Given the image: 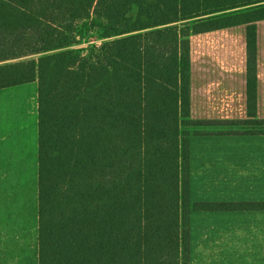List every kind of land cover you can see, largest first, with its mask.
<instances>
[{"label":"trees","instance_id":"1","mask_svg":"<svg viewBox=\"0 0 264 264\" xmlns=\"http://www.w3.org/2000/svg\"><path fill=\"white\" fill-rule=\"evenodd\" d=\"M260 19L264 0H0V90L39 86V264H190L192 212L224 205L191 197L207 123L191 117L189 37ZM256 99L250 74V117L221 121L251 125Z\"/></svg>","mask_w":264,"mask_h":264},{"label":"crops","instance_id":"2","mask_svg":"<svg viewBox=\"0 0 264 264\" xmlns=\"http://www.w3.org/2000/svg\"><path fill=\"white\" fill-rule=\"evenodd\" d=\"M250 25L256 27L254 52H250L248 46ZM189 40L192 119H248V86L252 74L257 95L254 119L264 120V19L207 32H192ZM6 89L0 90V100ZM6 141L0 133V174H4L10 156ZM190 166L193 201H207L195 199L198 192L212 202L224 205L215 210L218 215L240 208L264 209V133L192 132ZM243 201L263 204H239ZM0 251L4 259L8 250L3 244ZM215 264L236 263L220 258Z\"/></svg>","mask_w":264,"mask_h":264},{"label":"rangeland","instance_id":"3","mask_svg":"<svg viewBox=\"0 0 264 264\" xmlns=\"http://www.w3.org/2000/svg\"><path fill=\"white\" fill-rule=\"evenodd\" d=\"M68 28L67 24L61 25L60 34H68ZM101 44V39L90 38L74 49L81 48L88 54V49ZM27 84L7 88L0 100V133L7 140L10 155L4 174H0V245L8 250L4 259L0 251V264H38L39 86L37 81ZM205 123L192 132L264 131V122L258 120L249 126H233L221 120ZM194 198L207 200L192 199L194 203H215L198 192ZM243 203L263 204L239 202ZM190 230V264H215L220 258L236 264H263L264 209L240 208L223 215L215 210H194Z\"/></svg>","mask_w":264,"mask_h":264}]
</instances>
